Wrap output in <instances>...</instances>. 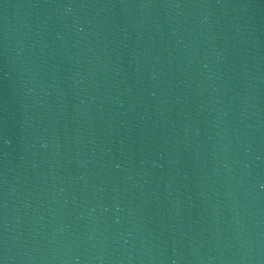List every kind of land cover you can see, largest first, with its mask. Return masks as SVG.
Listing matches in <instances>:
<instances>
[{"label":"water","instance_id":"obj_1","mask_svg":"<svg viewBox=\"0 0 264 264\" xmlns=\"http://www.w3.org/2000/svg\"><path fill=\"white\" fill-rule=\"evenodd\" d=\"M0 264H264V0H0Z\"/></svg>","mask_w":264,"mask_h":264}]
</instances>
